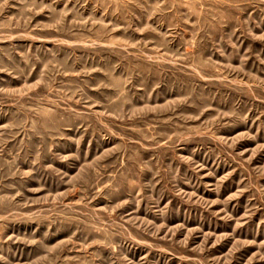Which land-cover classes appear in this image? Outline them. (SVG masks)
Listing matches in <instances>:
<instances>
[{
	"label": "rangeland",
	"instance_id": "obj_1",
	"mask_svg": "<svg viewBox=\"0 0 264 264\" xmlns=\"http://www.w3.org/2000/svg\"><path fill=\"white\" fill-rule=\"evenodd\" d=\"M0 264H264V0H0Z\"/></svg>",
	"mask_w": 264,
	"mask_h": 264
}]
</instances>
